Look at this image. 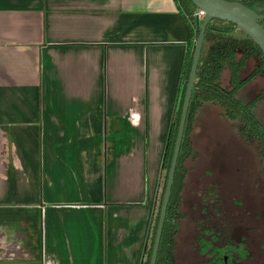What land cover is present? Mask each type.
<instances>
[{"label": "crops", "instance_id": "obj_1", "mask_svg": "<svg viewBox=\"0 0 264 264\" xmlns=\"http://www.w3.org/2000/svg\"><path fill=\"white\" fill-rule=\"evenodd\" d=\"M189 41L175 0H0V264L141 263ZM225 123L194 118L185 223Z\"/></svg>", "mask_w": 264, "mask_h": 264}, {"label": "trees", "instance_id": "obj_2", "mask_svg": "<svg viewBox=\"0 0 264 264\" xmlns=\"http://www.w3.org/2000/svg\"><path fill=\"white\" fill-rule=\"evenodd\" d=\"M175 2L178 9L186 17H189L190 41L188 45L190 50H188L180 77L178 95L162 158L160 189L140 264H149L150 262L162 197L172 161L182 103L192 64L194 44L200 29L195 18L192 17L196 8L191 1L175 0ZM241 3L256 14L264 15V0H247ZM259 24L264 29V20ZM235 32L238 34H235ZM225 71L229 73L230 87L227 89L222 88L220 83L222 74ZM258 76H261L264 80V56L259 48L247 36L237 31L234 25L218 20L211 21L207 25L204 35L156 264H175V238L179 230V223L184 218L180 211V205L187 173L186 163L194 156L190 136L194 118L203 105H218L226 118L235 122L234 127L238 135L244 141L256 144L261 155L262 170L264 172V129L256 121L253 114L254 107L259 102L264 101V87L248 103H242L235 96L247 83Z\"/></svg>", "mask_w": 264, "mask_h": 264}, {"label": "rangeland", "instance_id": "obj_3", "mask_svg": "<svg viewBox=\"0 0 264 264\" xmlns=\"http://www.w3.org/2000/svg\"><path fill=\"white\" fill-rule=\"evenodd\" d=\"M263 87L264 80L258 77L247 83L235 96L246 103ZM253 114L264 129V101L254 107ZM234 125L235 122L226 118L225 124L216 126L217 131L221 130V138L226 136V140L217 141V145L212 147L213 151L204 156L205 164L209 163L212 172L203 180L206 186L205 196L203 192L200 193L196 201L199 204H206L211 200L223 203L225 215L227 207L232 223L240 224L246 235L252 237L254 242L257 241L260 247L258 255L264 258V172L261 155L256 145L247 143L236 135ZM193 212V209L188 210L190 215L187 225L195 214ZM255 263L253 260V264Z\"/></svg>", "mask_w": 264, "mask_h": 264}, {"label": "flooded vegetation", "instance_id": "obj_4", "mask_svg": "<svg viewBox=\"0 0 264 264\" xmlns=\"http://www.w3.org/2000/svg\"><path fill=\"white\" fill-rule=\"evenodd\" d=\"M224 209L221 202H201L190 224L181 220L174 245L175 264H253V260L264 264L257 241L240 224L232 223L227 207L226 215Z\"/></svg>", "mask_w": 264, "mask_h": 264}, {"label": "water", "instance_id": "obj_5", "mask_svg": "<svg viewBox=\"0 0 264 264\" xmlns=\"http://www.w3.org/2000/svg\"><path fill=\"white\" fill-rule=\"evenodd\" d=\"M194 7L204 13L203 20L199 26V35L194 44V51L192 54V64L189 72V78L185 90V95L182 103V110L180 115L179 127L177 137L174 144L172 161L167 176V182L162 197L160 213L158 218L157 229L155 232L151 257L149 264H156L159 245L163 225L165 221L167 206L170 199L173 179L176 169V164L181 147L182 137L184 133L185 122L191 93L195 82L197 67L201 55V49L204 41V35L207 25L213 21L229 23L235 26L236 30L247 36L261 51L264 56V29L259 24L264 20V15H258L244 4L238 1L229 0H190Z\"/></svg>", "mask_w": 264, "mask_h": 264}, {"label": "built area", "instance_id": "obj_6", "mask_svg": "<svg viewBox=\"0 0 264 264\" xmlns=\"http://www.w3.org/2000/svg\"><path fill=\"white\" fill-rule=\"evenodd\" d=\"M203 16H204V13L198 9H196L195 13L193 14V18H195V21L197 23L198 26L201 25L202 23V20H203ZM187 21H189V18L186 17Z\"/></svg>", "mask_w": 264, "mask_h": 264}]
</instances>
